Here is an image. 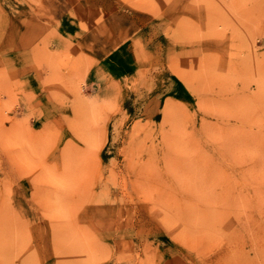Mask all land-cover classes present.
Instances as JSON below:
<instances>
[{
    "label": "rangeland",
    "instance_id": "rangeland-1",
    "mask_svg": "<svg viewBox=\"0 0 264 264\" xmlns=\"http://www.w3.org/2000/svg\"><path fill=\"white\" fill-rule=\"evenodd\" d=\"M0 264H264V0H0Z\"/></svg>",
    "mask_w": 264,
    "mask_h": 264
}]
</instances>
